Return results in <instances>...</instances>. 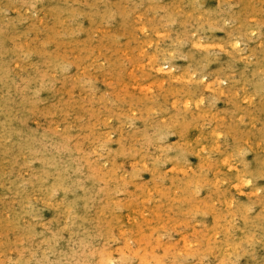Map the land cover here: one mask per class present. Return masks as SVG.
Instances as JSON below:
<instances>
[{"label":"rangeland","instance_id":"374dc122","mask_svg":"<svg viewBox=\"0 0 264 264\" xmlns=\"http://www.w3.org/2000/svg\"><path fill=\"white\" fill-rule=\"evenodd\" d=\"M14 1L0 264H264V0Z\"/></svg>","mask_w":264,"mask_h":264},{"label":"bare ground","instance_id":"6f19581e","mask_svg":"<svg viewBox=\"0 0 264 264\" xmlns=\"http://www.w3.org/2000/svg\"><path fill=\"white\" fill-rule=\"evenodd\" d=\"M0 1H1V0H0ZM15 1H16V0H15ZM15 1H14V2H15ZM41 1H43V0H41ZM48 1H51V0H48ZM66 1H68V0H66ZM69 1H70V0H69ZM177 1H178V0H177ZM52 2H53V1H52ZM57 2H58V1H57ZM59 2H61V1H59ZM63 2H64V1H63ZM72 2H73V1H72ZM180 2H181V0H180ZM180 2H179V4H180ZM192 2H193V0H192ZM7 3H8V2H7ZM31 3H32V2H31ZM31 3H30V4H31ZM67 3H68V2H67ZM188 3H189V1H188ZM28 4H29V3H28ZM41 4H42V6H43V3H41ZM49 4H50V3H49ZM63 4H64V3H63ZM70 4H71V2H70ZM198 4H199V3H198ZM11 5H12V4H11ZM68 5H69V4H68ZM190 5H191V4H190ZM192 5H193V3H192ZM194 5H195V4H194ZM1 6H3V5H1ZM24 6H25V5H24ZM38 6H39V5H38ZM57 6H59V5H57ZM60 6H61V5H60ZM60 6H59V8H60ZM62 6H64V5H62ZM62 6H61V7H62ZM3 7H4V6H3ZM18 7H19V6H18ZM21 7H22V6H21ZM21 7H20V8H21ZM32 7H33V6H31V8H32ZM36 7H37V6H36ZM189 7H190V6H189ZM7 8H8V7H7ZM39 8H41V7H39ZM57 8H58V7H57ZM69 8H70V7H69ZM71 8H72V7H71ZM174 8H175V7H174ZM196 8H197V7H196ZM196 8H195V9H196ZM14 9H15V8H14ZM14 9H13V10H14ZM46 9H47V8H46ZM24 10H26V9H24ZM27 10H29V8H28ZM40 10H41V9H40ZM42 10H43V7H42ZM47 10H48V9H47ZM51 10H52V9H51ZM53 10H54V7H53ZM63 10H64V9H63ZM65 10H66V9H65ZM65 10H64V11H65ZM191 10L194 11V9H192V8H191ZM196 10H197V9H196ZM1 11H2V10H1ZM5 11H6V10H5ZM60 11H61V10H60ZM66 11H68V10H66ZM75 11H76V9H75ZM50 12H51V11H50ZM44 13H45V12H44ZM46 13H47V12H46ZM61 13H62V12H61ZM68 13H69V11H68ZM76 13H77V11H76ZM192 13H193V12H192ZM192 13H191V14H192ZM0 14H2V13H0ZM3 14H5V13L3 12ZM58 14H59V13H58ZM64 14H65V12H64ZM189 14H190V12H189ZM5 15H6V14H5ZM19 15H20V14H19ZM49 15H50V14H49ZM49 15H48V16H49ZM52 15H54V14H52ZM52 15H51V16H52ZM55 15H56V14H55ZM68 15H70V14H68ZM71 15H72V14H71ZM71 15H70V16H71ZM1 16H2V15H1ZM40 16H41V15H40ZM42 16H43V15H42ZM56 16H57V15H56ZM58 16H60V15H58ZM61 16H62V15H61ZM61 16H60V17H61ZM206 16H207V15H206ZM206 16H205V17H206ZM20 17H22V15H21ZM20 17H19V18L17 17V18L20 19ZM24 17H25V16H24ZM73 17H74V16H73ZM73 17H72V18H73ZM29 18H31V17H29ZM72 18H69V19H72ZM197 18H199V17H197ZM9 19L11 20V18H9ZM9 19H8V20H9ZM24 19H25V18H24ZM24 19H23V20H24ZM123 19H124V18H123ZM15 20H16V18H15ZM20 20H22V18H21ZM26 20H27V19H25L24 21H26ZM54 20H55V19H54ZM59 20H61V19L59 18ZM63 20H64V19H63ZM6 21H7V20H6ZM4 22H5V21H4ZM40 22H41V21H40ZM40 22H39V23H40ZM61 22H62V21H61ZM67 22H68V21H66V23H67ZM0 23H1V22H0ZM12 23H13V22H12ZM15 23H16V22H15ZM15 23H14V24H15ZM18 23H19V22H17V24H18ZM36 23H37V22H36ZM44 23H45V22H44ZM52 23H53V22H52ZM63 23H65V22H63ZM68 23H69V22H68ZM3 24H5V23H3ZM14 24H13V25H14ZM19 24H20V23H19ZM21 24H22V22H21ZM9 25H10V24H9ZM13 25H12V26H13ZM51 25H52V24H50V26H51ZM55 25H56V23H55ZM62 25H63V24H62ZM7 26H8V25H7ZM7 26H6V27H7ZM15 26H16V25H15ZM17 26H18V25H17ZM47 26H48V25H47ZM50 26H49V27H50ZM8 27H9V26H8ZM49 27H48V28H49ZM52 27H53V26H52ZM54 27H55V26H54ZM54 27H53V29H55ZM59 27H60V26H59ZM64 27H65V26H64ZM14 28H15V27H14ZM50 28H51V27H50ZM10 30H11V29H10ZM16 30H17V29H16ZM49 30L51 31V29H49ZM6 31H7V30H6ZM16 32H17V31H16ZM16 32H15V33H16ZM48 32H49V31H48ZM1 34H3V33L1 32L0 35H1ZM17 34H18V33H17ZM1 36H2V35H1ZM10 36H11V35H10ZM16 36H17V35H16ZM71 36H72V35H71ZM14 37H15V36H14ZM59 37H60V36H59ZM61 37H62V36H61ZM4 38H5V37H4ZM2 40H4V39H2ZM70 40H71V39H70ZM40 51H41V50H40ZM5 52H6V51H5ZM4 55H5V54H4ZM5 56H6V55H5ZM46 62H47V61H46ZM153 63H154V62H153ZM155 64H156V63H155ZM157 64H159V63H157ZM30 66H31V65H30ZM32 66H33V65H32ZM32 66H31V67H32ZM153 67H154V66H153ZM156 67H157V66H156ZM0 68H2V67H0ZM163 68H164V67H163ZM158 69H159V71H162V69L160 68L159 65H158ZM155 70H157V69H155ZM163 70H164V69H163ZM170 72H171V71H170ZM173 73H174V72H173ZM173 73H172V74H173ZM174 74H175V73H174ZM176 74H177V73H176ZM169 76H170V75H168V78H169ZM172 76H173V75H172ZM178 76H179V75H178ZM174 77H175V76H174ZM174 77H173V79H174ZM163 78H164V76H163ZM177 78H179V77H177ZM9 79H10V78H9ZM189 82H190V81H189ZM203 82H204V81H203ZM31 83H32V82H31ZM258 83H260V82H258ZM7 84H8V83H7ZM206 84H207V83H206ZM256 84H257V83H256ZM256 84H255V87H256L257 85L259 86V84H257V85H256ZM5 85H6V83H5ZM35 85H37V83H36ZM193 85H194V84H193ZM199 85H200V84H199ZM6 86H7V85H6ZM185 86H186V85H185ZM258 86H257V88H258ZM194 87H195V86H194ZM203 88H204V87H203ZM177 89H179V88H177ZM195 89H196V88H195ZM8 90H9V89H8ZM22 90H23V89H22ZM186 90L189 91L190 89H189V90L186 89ZM258 90H260V89H258ZM6 91H7V90H6ZM175 91H176V90H175ZM177 91H180V90H177ZM182 91H183V90H182ZM194 91H195V90H194ZM201 91H202V90H201ZM201 91H200V92H201ZM37 92H38V91H37ZM68 92H69V91H68ZM172 92H173V91H172ZM196 92H197V91H196ZM198 92H199V90H198ZM12 93H13V92H12ZM72 93H73V92H72ZM174 93H175V92H173V94H174ZM189 93H190V92H189ZM3 94H4V92H3ZM3 94H2V95H3ZM5 94H6V93H5ZM69 94H70V92H69ZM175 94H179V93H175ZM15 95H16V94H15ZM70 95H71V94H70ZM180 95H183V94L180 93ZM10 96H11V95H10ZM31 96H33V94H32ZM2 97H3V96H2ZM33 97H34V96H33ZM29 98H30V96H29ZM187 98H188V97H187ZM189 99H190V98H189ZM189 99H188V100H189ZM199 101H201V100H199ZM0 104H1V103H0ZM197 104H199V103H197ZM20 105H21V103H20ZM3 108H4V107H3ZM3 108H2V109H3ZM11 108H12V107H11ZM7 109H8V108H7ZM9 113H10V111H9ZM0 114L2 115V113H0ZM5 114H6V113H5ZM4 116H5V115H4ZM0 117H1V116H0ZM35 118H36V117H35ZM6 119H7V118H6ZM180 121H181V120H180ZM7 122H9V121H7ZM35 122H36V121H35ZM11 123H12V122H11ZM3 124H4V123H3ZM5 124H7V123H5ZM1 126H2V124H1ZM54 126H55V125H54ZM179 128H180V127H179ZM55 130H57V129L55 128ZM87 130H88V129H87ZM28 131H29V130H28ZM37 133H38V132H37ZM8 134H9V133H8ZM16 135H17V134H16ZM64 135H66V134H64ZM9 136H10V135H9ZM67 136H68V135H67ZM10 137H12V136H10ZM13 137H14V136H13ZM54 137H55V136H54ZM1 138H2V137H1ZM8 138H9V137H8ZM57 138H58V137H57ZM2 139H3V138H2ZM9 139H10V138H9ZM44 139H45V138H44ZM48 140H49V139H48ZM1 143H2V140H1ZM88 143H89V142H88ZM11 144H12V143H11ZM23 144H24V143H23ZM26 144H27V143H26ZM94 145H95V144H94ZM11 146H13V144H12ZM21 146H22V145H21ZM94 147H95V146H94ZM92 148H93V147H92ZM94 149H97V148L95 147ZM7 151H8V150H7ZM23 151H24V150H23ZM28 151H29V150H28ZM98 152H99V151H98ZM19 153H20V152H19ZM22 153H23V152H22ZM175 153H176V152H175ZM177 153H178V152H177ZM177 153H176V154H177ZM15 154H16V153H15ZM27 154H28V153H27ZM45 154H46V152H45ZM97 154H98V153H97ZM178 154H180V153H178ZM56 155H57V154H56ZM56 155H55V156H56ZM85 155H86V154H85ZM95 155H96V154H95ZM140 155H142V154H140ZM16 156H17V155H16ZM25 156H26V155H25ZM109 156H110V155H109ZM114 156H115V155H114ZM119 156H121V155H119ZM181 156H183V153L181 154ZM184 156H185V154H184ZM31 157H32V156H31ZM95 157H96V156H95ZM139 157H140V156H139ZM141 157H142V156H141ZM172 157H173V156H172ZM19 158H20V157H19ZM85 158H87V155H86ZM173 158H174V157H173ZM184 158H185V157H184ZM96 159H97V157H96ZM140 159H141V158H140ZM143 159H144V158H143ZM178 159H179V158H178ZM180 159H181V158H180ZM141 160H142V159H141ZM52 162H53V161H52ZM97 162H98V161H97ZM141 162H142V161H141ZM143 162H144V161H143ZM63 163H64V161H63ZM67 163H68V162H67ZM80 163H81V162H80ZM144 163H145V162H144ZM102 164H103V163H102ZM54 165H56V163H55ZM98 166H99V165H98ZM47 167H48V166H47ZM112 168H114V166H113ZM245 168H246V167H245ZM248 168H249V167H248ZM51 169H52V168H51ZM104 169H105V168H104ZM252 169H253V168H252ZM38 170H39V169H38ZM100 171H101V170H100ZM247 171H248V170H247ZM251 171H252V170H251ZM256 171H257V170H256ZM21 172H22V171H21ZM26 172H27V171H26ZM101 172H102V171H101ZM235 172H236V171H235ZM237 172H238V171H237ZM245 172H246V171H245ZM245 172H244V173H245ZM38 173H39V172H38ZM40 173H41V172H40ZM40 173H39V174H40ZM65 173H66V172H65ZM99 173H100V172H99ZM110 173H111V172H110ZM247 173H248V172H247ZM251 173H253V172H251ZM251 173L249 172L248 174H250V176H252ZM258 173H259V172H258ZM45 174H46V173H45ZM50 174H51V173H50ZM106 174H107V173H106ZM254 174H255V173H254ZM36 175H37V174H36ZM237 175H238V173H237ZM244 175H245V174H244ZM244 175H243V176H244ZM56 176H57V175H56ZM40 177H41V176H40ZM51 177H52V176H51ZM244 177H245V176H244ZM247 177H248V176H247ZM256 177H257V176H256ZM49 178H50V177H49ZM66 178H67V175H66ZM107 178H108V177H107ZM245 178H246V177H245ZM250 178H251V177H250ZM41 179H42V180H45V179H43L42 177H41ZM67 179H68V178H67ZM67 179H66V180H67ZM108 179H109V178H108ZM252 179H254V178H252ZM252 179H251V181H252ZM48 180H49V179H48ZM66 180H65V182H66ZM68 180H70V179H68ZM93 180H94V179H93ZM96 180H97V178H96ZM96 180H95V181H96ZM254 180H255V179H254ZM105 181H107V179H106ZM243 181H244V179H243ZM18 182H19V181H18ZM39 182H40V181H39ZM39 182H37V183H39ZM41 182H42V181H41ZM57 182H58V181H57ZM60 182H61V181H60ZM60 182H59V183H60ZM97 182H98V181H97ZM35 183H36V182H35ZM67 183H68V182H67ZM88 183H90V182H88ZM94 183H95V182H94ZM245 183H246V182H245ZM245 183H244V184H245ZM250 183H251V182H250ZM19 184H20V183H19ZM235 184H236V183H235ZM15 185H16V184H15ZM51 185H52V184H51ZM63 185H64V184H63ZM86 185H87V184H86ZM252 185H253V184H252ZM24 186H25V185H24ZM27 186H28V185H27ZM41 186H43V184H42ZM58 186H59V185H58ZM64 186H65V185H64ZM241 186H242V185H241ZM243 186H244V185H243ZM48 187L51 188L50 186H48ZM48 187H47V189H49ZM54 187H55V186H54ZM238 187H239V186H238ZM253 187H254V186H253ZM41 188H42V187H41ZM52 188H53V187H52ZM62 188H63V187H62ZM64 188L68 189L66 186H65ZM64 188H63V190H64ZM69 188H70V187H69ZM255 188H256V186H255ZM42 189H43V188H42ZM55 189H56V187H55ZM58 189H59V188H58ZM70 189H71V188H70ZM76 189H77V188H76ZM106 189H107V188H105V190H106ZM253 189H254V188H253ZM50 190H51V189H50ZM50 190H48V191H50ZM63 190H61V191H63ZM77 190H78V189H77ZM77 190H76V193H77ZM255 190H256V189H255ZM80 191H81V189H80ZM83 191H84V190H83ZM44 192H45V191H44ZM44 192H43V193H44ZM52 192H53V191H52ZM55 192H56V190H55ZM72 192H73V190H72ZM72 192H71V193H72ZM43 193H42V194H43ZM56 193L58 194V192H56ZM61 193H62V192H61ZM97 193H98V192H97ZM227 193H229V192H227ZM227 193H224V194H227ZM22 194H23V193H22ZM40 194H41V193H40ZM57 194H56V195H57ZM73 194H74V193H72L71 195H73ZM222 194H223V193H222ZM100 195H101V193H100ZM251 195H252V193H251ZM48 196H49V195H48ZM225 196H226V195H225ZM29 197H30V196H29ZM43 197H45V196H43ZM54 197H56V196H54ZM57 197H58V196H57ZM226 197H227V196H226ZM25 198H27V197L25 196ZM50 198H51V197H50ZM50 198H49V199H50ZM61 198H62V197H61ZM63 198H64V197H63ZM96 198H97V197H96ZM224 198H225V197H224ZM230 198H231V196H230ZM230 198H229V199H230ZM233 198H234V197H233ZM28 199H29V198H28ZM28 199H27V200H28ZM53 199H55V198H53ZM80 199H81V198H80ZM89 199H90V198H89ZM89 199H88V200H89ZM226 199H227V198H226ZM226 199H225V200H226ZM239 199H240V198H239ZM239 199H238V200H239ZM251 199H252V198H251ZM50 200H51V199H50ZM63 200H65V199H63ZM63 200H62V201H63ZM86 200H87V197H86ZM96 200H97V199H96ZM223 200H224V199H223ZM236 200H237V199H236ZM78 202H79V201H78ZM80 202H81V201H80ZM236 202H237V201H236ZM236 202H235V203H236ZM240 202H241V200H240ZM249 202H250V201H249ZM29 203H30V202H29ZM52 203H53V202H52ZM55 203H56V202H55ZM66 203H68V202H66ZM72 203H73V202H72ZM231 203H232V202H231ZM238 203H239V202H238ZM238 203H236V204H237V205H241V203H239V204H238ZM26 204L28 205V203H26ZM73 204H74V203H73ZM75 204H77V203H75ZM243 204H244V203H243ZM247 205H248V203H247ZM249 205H250V204H249ZM59 206H60V205H59ZM78 206H79V205H78ZM88 206H89V205H88ZM244 206H245V205H244ZM53 207L56 208L54 205H53ZM236 207H237V206H236ZM236 207H235V208H236ZM251 207H252V206H251ZM22 208H23V207H22ZM69 208H70V207H69ZM71 208H72V207H71ZM92 209H93V208H92ZM99 209H100V207H99ZM236 209H237V208H236ZM241 209H242V208H241ZM244 209H245V208H244ZM247 209H249V208H247ZM247 209H246V210H247ZM28 210H29V209H28ZM66 210H67V209H66ZM75 210H77V209H75ZM239 210H240V209H239ZM242 210H243V209H242ZM25 211H26V210H25ZM88 211H89V210H88ZM97 211H99V210H97ZM103 211H104V210H103ZM247 211H248V210H247ZM249 211H251V209H250ZM27 212H28V211H27ZM30 212H32V211H30ZM59 212H60V211H59ZM79 212H80V211H79ZM79 212H78V213H79ZM33 213H34V211H33ZM60 213H61V212H60ZM60 213H59V214H60ZM74 213H75V212H74ZM100 213H101V212H100ZM100 213L98 212V214H100ZM102 213H103V212H102ZM244 213H245V212H244ZM247 213H248V212H247ZM245 214H246V213H245ZM101 215H102V214H101ZM248 215H250V214H248ZM36 216H37V215H36ZM67 216H68V215H67ZM87 216H88V215H87ZM33 217H34V216H33ZM38 217H39V216H38ZM104 217H105V216H104ZM248 217H249V216H248ZM251 217H252V216H251ZM34 218H36V217H34ZM76 218H78V217H76ZM89 218H90V217H89ZM89 218H88V219H89ZM99 218H100V217H99ZM263 218H264V217H263ZM80 219H81V218H80ZM78 220H79V218H78ZM103 220H104V219H103ZM90 221H91V220H90ZM92 221H93V220H92ZM92 221H91V223H92ZM107 221H108V220H107ZM27 222H28V221H27ZM84 222H85V221H84ZM93 222H95V221H93ZM80 224H81V222H80ZM27 225H28V224H27ZM66 225H67V224H66ZM139 226H140V225H139ZM69 227H70V226H69ZM69 227H68V229H70ZM250 227H252V226H250ZM138 228H139V227H138ZM72 229H73V228H72ZM75 229H76V228H75ZM79 229H80V228H79ZM79 229H78V230H79ZM248 229H249V226H248ZM89 231H90V230H89ZM82 237L85 238V236H82ZM146 237H147V236H146ZM20 238H21V237H20ZM210 239H211V238H210ZM21 240H22V239H21ZM84 240H85V239H84ZM85 241H86V240H85ZM211 241H212V240H211ZM209 242H210V241H209ZM209 242H208V243H209ZM216 242H217V241H216ZM92 244H93V243H92ZM213 244H214V240H213ZM80 245H81V244H80ZM204 247H205V245H204ZM214 247H216V245H215ZM209 248H210V246H209ZM211 248H212V247H211ZM29 249H30V248H29ZM206 249H207V248H206ZM206 249H205V250H206ZM111 250H112V249H111ZM150 250H151V249H150ZM208 250H209V249H208ZM107 251H108V250H107ZM206 251H207V250H206ZM112 252H113V251H112ZM209 252H210V251H209ZM211 252H212V251H211ZM73 254H75V253H73ZM202 256H203V255H202ZM202 260H203V259H202ZM111 262H112V261H111Z\"/></svg>","mask_w":264,"mask_h":264}]
</instances>
